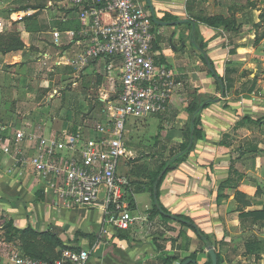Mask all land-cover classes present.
Masks as SVG:
<instances>
[{
    "label": "crops",
    "instance_id": "crops-1",
    "mask_svg": "<svg viewBox=\"0 0 264 264\" xmlns=\"http://www.w3.org/2000/svg\"><path fill=\"white\" fill-rule=\"evenodd\" d=\"M43 1L22 0L16 9L3 10L10 0H0V132L93 134L117 99L121 63L99 58L76 66L81 50L76 9L66 0ZM246 2L150 0L152 51L173 71L178 85L164 112L125 121L128 156L119 159L118 173L129 181L127 197L136 213L148 214L155 229L136 223L130 230H117L101 207H64L43 191L38 179L18 175L2 154L0 223L33 232V250L39 255L54 256L62 246L86 249L87 264H160L162 255H175L172 264L186 259L206 264L208 247L219 255V264L262 258L257 252L264 247V21L262 9L258 15L243 10ZM233 4L239 10L234 12ZM47 9L56 15L40 14ZM216 15L233 24L204 22ZM209 61L223 82L210 73ZM42 70L53 80L39 79ZM191 103L205 104V137L165 174L159 202L190 218L211 246L190 227L155 212L150 192L158 166L172 161V153L186 143ZM138 151L147 157L138 161ZM121 165L128 172H120Z\"/></svg>",
    "mask_w": 264,
    "mask_h": 264
},
{
    "label": "built area",
    "instance_id": "built-area-1",
    "mask_svg": "<svg viewBox=\"0 0 264 264\" xmlns=\"http://www.w3.org/2000/svg\"><path fill=\"white\" fill-rule=\"evenodd\" d=\"M66 1L76 9L79 23L81 50L74 64L82 68L99 58L121 63L111 113L93 134L0 132V154L11 159L18 175L38 179L43 191L64 207H101L117 230H130L136 223L155 229L148 214L129 206V181L118 173L119 159L128 156L122 138L125 121L164 112L178 85L173 71L152 51V15L141 0ZM88 259V250L65 247L46 261L25 254L18 240L0 239V264H87Z\"/></svg>",
    "mask_w": 264,
    "mask_h": 264
},
{
    "label": "trees",
    "instance_id": "trees-1",
    "mask_svg": "<svg viewBox=\"0 0 264 264\" xmlns=\"http://www.w3.org/2000/svg\"><path fill=\"white\" fill-rule=\"evenodd\" d=\"M260 17L263 20L264 11H261ZM151 21H152V32H153V16H151ZM204 22L208 25H214V26L223 25L224 27H228L233 24V20H231L230 18H224L222 15H216L211 18H206ZM195 34L196 35L198 34L197 31ZM160 61L165 63L161 59ZM209 67H210V73L216 77L217 81L223 82L221 77L217 75V73L214 71L211 61H209ZM204 107H205V104L203 103L199 105L196 103H193V104L191 103L188 106V112H189L190 119H189L188 125L185 127V132H184V138L186 139V143L182 145V148L181 150H179V152L172 153L171 155L172 161L163 162L162 164L158 166V169L153 173V176L151 177L152 184L150 187V192L152 196L153 210L155 212L159 213L164 218H172V219L178 220L183 225L190 227L194 231L199 241L203 242V244H205L206 246H211V242L207 239V236L203 233L202 230H200V228L196 224H194V222L190 218L183 216V215H177L175 213H172L166 210L165 208L162 207V205L159 202V186L165 174L174 168L173 163L184 161L186 159V156L194 149L196 142L198 140L204 139L205 137V131L201 123V110ZM127 199L129 202V206L132 209H135L130 198L127 197ZM150 211L151 210H149L148 212ZM150 213H153V212L151 211ZM6 232H7L6 238L8 240L9 239L18 240L20 243L21 250L25 254L35 257V258H39V259L46 260V261H51L57 258L59 251L61 250L60 249L54 256L39 255L33 250L34 244L32 245V240H33V236H35L34 234H32L33 232L27 229L18 231L17 229L10 228V224L7 225ZM17 233L19 234L17 235ZM65 247L79 249L78 247H74V246H62V249ZM188 257L195 258V255L190 254ZM158 259H160L159 261L160 264H172L173 262L178 260V258L175 255H172V256L162 255L161 257H158ZM217 259H218L217 264H219V255H217ZM182 261L183 260H181L180 262ZM206 264H211V260H209Z\"/></svg>",
    "mask_w": 264,
    "mask_h": 264
},
{
    "label": "rangeland",
    "instance_id": "rangeland-1",
    "mask_svg": "<svg viewBox=\"0 0 264 264\" xmlns=\"http://www.w3.org/2000/svg\"><path fill=\"white\" fill-rule=\"evenodd\" d=\"M20 1H22V0H10V3H8L7 4V6L6 7H4V9L3 10H8V9H16L17 8V6L20 4V3H18V2H20ZM43 0H33V2L34 3H41ZM55 1H57V2H59V1H63V0H55ZM243 2H246V6L245 5H243V4H241L240 6H245L246 8L245 9H243V10H245V11H248V13H254V15H258V9H262V11H264V0H242ZM44 2V1H43ZM55 5H57V4H55ZM61 5V7H62V9H67V7H68V5L67 4H63V3H61L60 4ZM233 5H235V9H234V12L235 11H237V10H239V5L238 4H233ZM258 6V7H257ZM253 7V8H252ZM49 12L47 13V12H44L43 10L42 11H40V14H43V15H51L52 17L53 16H55L56 15V11H54V12H52V13H50V10L52 11V9H47ZM260 14H261V11H260ZM263 21H264V18H263ZM264 28V24L262 25V29ZM245 31L246 32H250V31H252V29H251V27H249V28H245ZM260 31H261V29H260ZM258 34V33H257ZM252 39H254V38H252ZM250 42H251V40H250ZM44 70H42V71H39L38 72V78L39 79H50V80H53V77H49V76H44ZM56 78V80L58 79V76L57 77H55ZM48 104V103H47ZM53 105V104H52ZM124 138H125V133H124ZM140 154H141V152L140 151H138L137 152V156H138V161H141V159H145V157H147L146 155H142V156H140ZM143 161V160H142ZM140 163V162H139ZM155 164V162H152V165H154ZM120 172L122 171V172H128V166L126 167V166H120ZM74 207V206H73ZM80 214V213H79ZM61 215H64V213H62ZM60 215V216H61ZM8 217H9V215H7V216H5V218H7L8 219ZM10 218V217H9ZM8 221V220H7ZM8 222H6V223H0V239H7L6 238V231H7V224ZM153 225H156L157 226V224H155L154 222H153ZM124 232H127V231H124ZM154 238V240L156 239L155 237H153ZM8 240V239H7ZM12 241H16V239H11ZM10 239H9V241H11ZM15 243V242H14ZM257 253H263V257L261 258H259V256H258V259H260L261 261H259L258 259H256V258H251V259H248V260H250V262H245V263H239V264H264V247L260 250V251H258ZM7 262V261H6ZM234 264H236V263H234Z\"/></svg>",
    "mask_w": 264,
    "mask_h": 264
},
{
    "label": "water",
    "instance_id": "water-1",
    "mask_svg": "<svg viewBox=\"0 0 264 264\" xmlns=\"http://www.w3.org/2000/svg\"><path fill=\"white\" fill-rule=\"evenodd\" d=\"M146 3L148 5V7H149L151 15L153 16V9L151 7L150 0H146ZM207 251H208V254H209V257H210V260H211V264H217L218 259H217V254H216L214 248L213 247H208ZM180 264H196V261L193 260V259H186Z\"/></svg>",
    "mask_w": 264,
    "mask_h": 264
}]
</instances>
